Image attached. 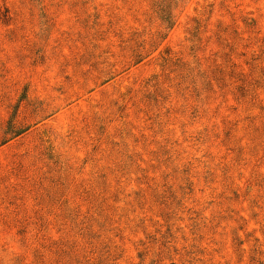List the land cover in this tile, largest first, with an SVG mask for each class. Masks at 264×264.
<instances>
[{"label": "rangeland", "instance_id": "rangeland-1", "mask_svg": "<svg viewBox=\"0 0 264 264\" xmlns=\"http://www.w3.org/2000/svg\"><path fill=\"white\" fill-rule=\"evenodd\" d=\"M158 1L0 0V264H264V0Z\"/></svg>", "mask_w": 264, "mask_h": 264}, {"label": "trees", "instance_id": "trees-1", "mask_svg": "<svg viewBox=\"0 0 264 264\" xmlns=\"http://www.w3.org/2000/svg\"><path fill=\"white\" fill-rule=\"evenodd\" d=\"M159 14L163 22L167 25V27L170 29L174 25V16L172 12V6L175 2V0H159ZM23 132L21 128H15V130L12 132L14 136H18Z\"/></svg>", "mask_w": 264, "mask_h": 264}]
</instances>
